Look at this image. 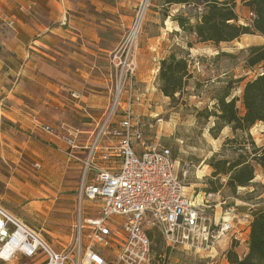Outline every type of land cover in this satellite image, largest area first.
<instances>
[{"label": "crops", "instance_id": "0c3cea01", "mask_svg": "<svg viewBox=\"0 0 264 264\" xmlns=\"http://www.w3.org/2000/svg\"><path fill=\"white\" fill-rule=\"evenodd\" d=\"M137 2L0 0L2 198L9 196L19 208L47 215L57 208L56 200L66 196L58 192L77 183L80 164L67 157L64 138L84 146L107 107L113 81L108 57L130 25ZM181 6L169 7L174 12ZM164 47L150 43L137 48L136 84L158 85L159 61L168 52ZM155 49V57L146 52ZM151 58L155 62L149 63ZM142 106H133L136 113L152 115L147 104ZM33 115L53 125L56 133L34 128ZM251 220L237 221L239 238L223 235L210 250L193 254L200 261L195 263L229 264L230 249L244 256Z\"/></svg>", "mask_w": 264, "mask_h": 264}, {"label": "built area", "instance_id": "2783aa9c", "mask_svg": "<svg viewBox=\"0 0 264 264\" xmlns=\"http://www.w3.org/2000/svg\"><path fill=\"white\" fill-rule=\"evenodd\" d=\"M150 5L151 0H138L130 25L109 54L112 97L88 141L78 147L74 139L64 138L67 157L80 164L72 246L55 249L0 205L1 260L22 254L39 256L44 264H151L153 228L168 253L177 248L192 254L210 250L218 238L234 234L232 207L209 213L207 201L195 202L186 194L170 149L144 139L140 116L133 107L143 102V94L134 78L137 47ZM72 96L79 98L77 92ZM31 120L42 132L55 133L53 125L36 115ZM182 170L185 176L186 164ZM168 259L165 252L156 264H168Z\"/></svg>", "mask_w": 264, "mask_h": 264}, {"label": "rangeland", "instance_id": "374dc122", "mask_svg": "<svg viewBox=\"0 0 264 264\" xmlns=\"http://www.w3.org/2000/svg\"><path fill=\"white\" fill-rule=\"evenodd\" d=\"M161 2L162 0H151L137 48L150 43L162 47L165 45L164 48L168 50L166 56L174 52L186 58L189 77L181 93H177L175 98L163 95L156 84H150V87L146 88L135 82L139 92L143 94L142 107H146L147 104V110L152 112V115H143L141 110L137 113L142 122L143 136L146 142H157L170 149L175 161L176 173L186 187V194L195 202L207 201L206 204L210 206L207 208L209 213H213L214 210L219 212L221 207H232L233 211L230 214L234 225L232 237L237 239L240 233L235 230L237 221L249 220L264 209V172L256 166L253 183L238 187L235 193H232L225 185V176H220L219 181H216V177L211 176L212 167L208 164L210 158L212 156L228 159L235 157L237 151L233 147L237 144L232 143L231 146V143H226V140L234 137L241 139L244 138V134L240 131L233 133L229 126H224L219 134L214 136V132L209 130V127L213 125L214 117L206 118L205 113L215 109V96L224 89L230 92V97L237 98L238 111L240 114L243 113L241 96L244 83L260 73L263 67L248 66L245 62L246 52L242 50L250 45L264 44V35L243 34L235 40L219 44L200 42L193 33L181 29L173 19L177 14L190 16V22L194 24L196 14L200 11L199 7L183 5L173 12L169 6L168 8L160 6ZM165 8L166 16H164ZM234 10L238 16V23H251L253 19L251 10L240 0H236ZM168 15L170 18H167ZM222 51L233 55H221ZM146 52L153 53L155 57L158 49ZM152 62H155V59L151 58L149 63ZM111 97L112 94H110V101ZM124 98L125 95H123V101ZM134 111L136 112L135 108ZM117 115H120V112H117ZM249 134L257 146L264 145V122L255 123L249 129ZM184 164L188 168L185 176L182 175ZM76 182L75 185H70L71 190L58 192V195L66 196L57 199L55 202L57 208L47 215L31 208H19L9 196L2 198L5 187L1 183L0 202L10 213L20 218L29 227H33L32 229L40 233L55 249L69 248L73 244V223L76 216L74 194L79 180ZM215 186L218 191H211V188ZM222 200L224 203H221ZM150 237L152 240L151 264H156L158 256L165 252L169 255L168 264L200 263L191 252L180 248L168 253L156 229L153 228L150 231ZM1 261L4 264H44L39 256L25 257L22 254L16 255L9 261L0 259Z\"/></svg>", "mask_w": 264, "mask_h": 264}, {"label": "trees", "instance_id": "16d2710c", "mask_svg": "<svg viewBox=\"0 0 264 264\" xmlns=\"http://www.w3.org/2000/svg\"><path fill=\"white\" fill-rule=\"evenodd\" d=\"M253 15L250 24L238 23L234 10L236 0H162L163 7L172 4L194 5L200 11L196 14V22H190V16L177 14L173 18L178 26L193 33L200 42H229L243 34L264 35V0H240ZM166 8L164 9L166 16ZM191 46V45H190ZM246 52L245 62L248 66L261 65L263 70L244 83L241 101L243 113L240 114L236 105L237 98L230 97V92L224 89L215 96V109L206 111L205 117H214L209 130L217 136L224 126H229L233 133L240 131L244 138H229L226 143H236L233 147L237 155L233 158H217L212 156L209 166L211 176L219 181L220 176L226 177L225 185L232 193L238 187L253 183L256 166L264 172V145L257 146L249 134V129L257 122H264V44L250 45L242 50ZM221 55L232 56L228 52ZM189 77L188 63L184 56L170 52L159 61L157 83L160 92L170 98L180 94ZM235 146V145H234ZM211 191L216 192L215 186ZM229 264H264V209L257 212L249 226L248 252L242 258L232 250L227 251ZM4 264V262H0Z\"/></svg>", "mask_w": 264, "mask_h": 264}]
</instances>
